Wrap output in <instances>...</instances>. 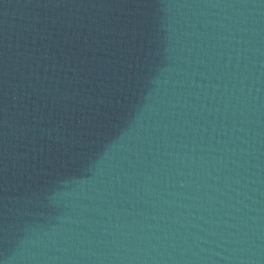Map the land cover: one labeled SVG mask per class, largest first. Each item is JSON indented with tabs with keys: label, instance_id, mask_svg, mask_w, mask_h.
<instances>
[{
	"label": "water",
	"instance_id": "obj_1",
	"mask_svg": "<svg viewBox=\"0 0 264 264\" xmlns=\"http://www.w3.org/2000/svg\"><path fill=\"white\" fill-rule=\"evenodd\" d=\"M0 264H264V0H0Z\"/></svg>",
	"mask_w": 264,
	"mask_h": 264
}]
</instances>
